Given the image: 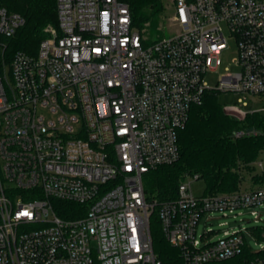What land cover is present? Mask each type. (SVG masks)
<instances>
[{"label":"built area","instance_id":"2783aa9c","mask_svg":"<svg viewBox=\"0 0 264 264\" xmlns=\"http://www.w3.org/2000/svg\"><path fill=\"white\" fill-rule=\"evenodd\" d=\"M56 4L37 53L18 51L0 74V264H163L155 208L177 264H264L258 252L244 256L243 229L216 239L197 231L209 212L248 208L262 220L264 186L196 194L185 179L198 176L185 174L167 200L144 186L179 159V133L208 92L237 94L224 105L231 114L258 112L248 107L264 102V0H173L169 35L155 39L125 0ZM23 23L0 0V48ZM224 26L241 69L225 67L210 87ZM245 134L257 131L236 135ZM60 202L76 203V215L61 216ZM251 231L264 240V227Z\"/></svg>","mask_w":264,"mask_h":264},{"label":"trees","instance_id":"16d2710c","mask_svg":"<svg viewBox=\"0 0 264 264\" xmlns=\"http://www.w3.org/2000/svg\"><path fill=\"white\" fill-rule=\"evenodd\" d=\"M12 12L24 19L16 33L3 38L0 48V74L10 66L18 51L37 53L45 29L57 25L56 0H1ZM131 9L133 23L140 29L158 25L161 20L162 0H125ZM256 130L257 134L237 136L240 130ZM180 157L172 164L161 165L145 176L148 197L159 194L163 199L177 196L178 186L185 174L197 175L206 186L204 193L232 192L240 188L243 172L251 174L256 183H264V172H256L254 162L264 152V119L259 112L244 117L232 115L224 109L219 93L208 92L204 101L195 105L190 118L179 133ZM76 203L60 202L58 213L75 216ZM153 248L163 264H177L179 250L166 239L155 208L150 217ZM253 253L246 247L244 256ZM264 256V251L258 252Z\"/></svg>","mask_w":264,"mask_h":264},{"label":"rangeland","instance_id":"374dc122","mask_svg":"<svg viewBox=\"0 0 264 264\" xmlns=\"http://www.w3.org/2000/svg\"><path fill=\"white\" fill-rule=\"evenodd\" d=\"M174 11L173 0H162V11H161V20L158 25L148 27L146 30L149 31V36L153 39L157 38L159 35L167 36L171 30V20L170 17ZM161 28V30L159 29ZM226 36L228 38V46L224 50L222 55V64L220 68L216 71H210L206 74L205 80L207 81L210 87H216L221 73L225 72V67H229L231 71H240V66L234 64V59L238 56L237 53V43L235 38L231 37L227 28L224 26ZM239 96L234 93L229 92H220L219 100L223 105H230L233 102L237 101ZM249 109L257 110L264 119V102H250ZM234 115V114H232ZM237 116V115H235ZM258 162H263L264 165V152H261L258 159ZM255 165V163H254ZM264 171L260 166L256 165V172L262 173ZM244 179L240 184V188L249 189L251 187H258L261 183H256L251 178V174L244 171ZM146 176H144L145 181ZM186 182L192 181V188L194 193L201 194L206 190V186L203 180H194L191 178H186ZM239 188V189H240ZM262 217V220H255L251 214V209L242 208L238 209L233 214L228 216H223L222 213L209 212L205 214L200 223L198 224V235L201 236L205 232H210V237L216 239L222 237L225 231H234V230H245L248 249L252 252H259L263 249L264 240L257 238V236L251 231L253 228H263L264 227V205L256 208ZM213 230V231H212Z\"/></svg>","mask_w":264,"mask_h":264},{"label":"crops","instance_id":"0c3cea01","mask_svg":"<svg viewBox=\"0 0 264 264\" xmlns=\"http://www.w3.org/2000/svg\"><path fill=\"white\" fill-rule=\"evenodd\" d=\"M256 161H257V160H256ZM263 172H264V171H263ZM259 186H264V183H262V184H259V185H258V187H259Z\"/></svg>","mask_w":264,"mask_h":264}]
</instances>
